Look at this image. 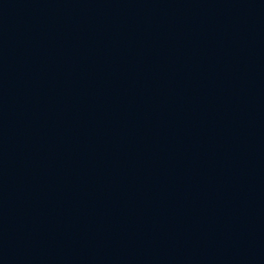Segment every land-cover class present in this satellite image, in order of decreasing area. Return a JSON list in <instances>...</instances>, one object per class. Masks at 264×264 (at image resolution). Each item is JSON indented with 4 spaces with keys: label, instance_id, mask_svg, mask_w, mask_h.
Returning a JSON list of instances; mask_svg holds the SVG:
<instances>
[{
    "label": "water",
    "instance_id": "obj_1",
    "mask_svg": "<svg viewBox=\"0 0 264 264\" xmlns=\"http://www.w3.org/2000/svg\"><path fill=\"white\" fill-rule=\"evenodd\" d=\"M264 18V0H0V113L136 49Z\"/></svg>",
    "mask_w": 264,
    "mask_h": 264
}]
</instances>
